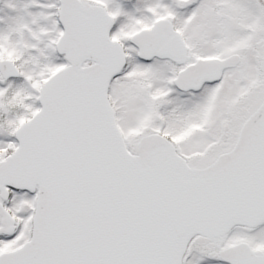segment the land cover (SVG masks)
Wrapping results in <instances>:
<instances>
[{
  "label": "snow or ice",
  "instance_id": "6c2138e0",
  "mask_svg": "<svg viewBox=\"0 0 264 264\" xmlns=\"http://www.w3.org/2000/svg\"><path fill=\"white\" fill-rule=\"evenodd\" d=\"M0 264H264V0H0Z\"/></svg>",
  "mask_w": 264,
  "mask_h": 264
}]
</instances>
